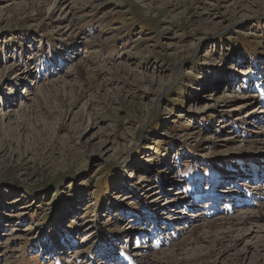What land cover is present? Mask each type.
I'll list each match as a JSON object with an SVG mask.
<instances>
[{
	"label": "rangeland",
	"instance_id": "1",
	"mask_svg": "<svg viewBox=\"0 0 264 264\" xmlns=\"http://www.w3.org/2000/svg\"><path fill=\"white\" fill-rule=\"evenodd\" d=\"M262 84L264 0H0V264H264Z\"/></svg>",
	"mask_w": 264,
	"mask_h": 264
},
{
	"label": "bare ground",
	"instance_id": "2",
	"mask_svg": "<svg viewBox=\"0 0 264 264\" xmlns=\"http://www.w3.org/2000/svg\"><path fill=\"white\" fill-rule=\"evenodd\" d=\"M60 1H64V2H68V0H60ZM70 5V4H69ZM73 5V4H72ZM68 7V6H67ZM66 7V8H67ZM70 13H73V12H71L70 11ZM70 13L68 14V16L67 17H69V15H70ZM70 18V17H69ZM76 23L74 24V22H73V19L72 18H70L69 19V23L65 26V27H68L69 26V29H72L73 30V28H75L76 26ZM82 66L84 67L85 66V64H84V62H82ZM230 70V69H229ZM25 72H30V69H28V70H24L22 73H25ZM251 105V103L249 102L248 103V105H245V106H247V107H249ZM245 106H242V107H245ZM234 109V108H233ZM259 109H261L260 108V105H259ZM261 111H263L262 109H261ZM252 117H250L249 116V118H248V121H250V120H253V119H251ZM263 132H264V130H263ZM254 170V169H253ZM256 185V184H255ZM261 187H263V186H261ZM253 189H254V192L255 193H257V194H260L259 193V190H261L258 186H253L252 187ZM232 190V189H231ZM187 197V196H186ZM227 197H231V195H230V192L229 191H227ZM184 204H182V205H184L185 207H186V205H192L191 203H190V201H184V198H185V196H180V197H178ZM214 197H212V198H209V199H213ZM208 199V200H209ZM231 200H233V198L231 197L230 198ZM208 200H206V201H208ZM264 201V200H263ZM210 203H212V202H210ZM262 204H263V202H262ZM261 206H263L261 209H259V211L258 212H255V210L256 209H253L254 211L253 212H251V210H250V212H247V211H245L243 214H239V215H234V216H222V218H220L218 221H205L207 224H206V226H204V225H202V226H204V227H206L207 229H210L211 231H213V230H218V231H220L219 233L220 234H223V235H227L229 238H230V240H229V244H233V243H235V242H237L238 240H240V239H243V236L245 235H242V234H240L233 242H231L232 241V239H233V236H232V233H233V231L234 230H238V231H240V229L241 228H244V227H246V226H248L249 224H252L253 222H255V219H256V217H257V215H259V214H261L262 213V211H263V209H264V204L263 205H261ZM190 215H191V213H190ZM197 215V214H196ZM200 218V217H199ZM204 218V217H203ZM197 219V218H196ZM203 220V219H202ZM228 220V221H227ZM185 221H183V222H181L180 224H183ZM197 223V222H196ZM196 223L195 224H193V227H191V228H186V226H183V225H177V230L178 231H180V232H178V235H176L177 236V238H178V236H180L181 235V233H183L182 232V230H185V232L186 231H193V232H195L196 233V235L197 236H199V229L201 228V225L199 226V225H196ZM201 223V222H200ZM199 223V224H200ZM187 224V223H186ZM205 224V223H204ZM242 230V229H241ZM171 232V231H170ZM169 232V233H170ZM187 234V233H186ZM220 234H219V237H215V236H213V235H211V236H208V235H206L205 237H204V239L203 240H205V241H207V243H209L210 242V245L211 246H213L214 248L215 247H218V246H221V245H223L225 242H223V240H222V238L223 237H220ZM191 236V235H190ZM222 236V235H221ZM197 238V237H196ZM195 238V239H196ZM180 239V238H179ZM163 240V239H162ZM178 240V239H177ZM161 241V240H160ZM189 242V241H188ZM188 242H175V246H176V249H173V248H169L168 250L166 249V250H163V252L161 253V254H171V253H174L175 254V252H177V251H181V250H183L185 247H187V245H189V243ZM168 243V242H167ZM162 245V244H161ZM173 255V254H172ZM124 256V255H123ZM127 258H129L128 256H127Z\"/></svg>",
	"mask_w": 264,
	"mask_h": 264
}]
</instances>
